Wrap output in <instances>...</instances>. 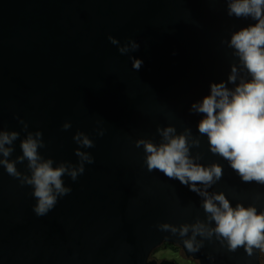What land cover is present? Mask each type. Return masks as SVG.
<instances>
[{
    "label": "water",
    "instance_id": "95a60500",
    "mask_svg": "<svg viewBox=\"0 0 264 264\" xmlns=\"http://www.w3.org/2000/svg\"><path fill=\"white\" fill-rule=\"evenodd\" d=\"M227 8L226 0H0V130L20 133L9 159L22 155L21 121L28 132H42L39 152L54 166H78L77 132L94 142L82 149L94 163L76 181L63 177L72 191L42 217L33 211L32 186L0 166V264H177L151 259L164 243L180 245L199 264H261L258 250L229 251L213 236L191 253L183 246L191 231H161L163 223L207 222L203 198L149 172L136 147L139 139L160 143L158 128H190L201 141L191 154L223 166L209 193L264 211V185L242 182L212 154L198 132L202 114L190 111L239 64L228 46L239 23ZM253 22L241 17L240 24ZM109 36L140 47L121 55ZM131 57L143 61L139 70ZM17 168L28 173L27 161Z\"/></svg>",
    "mask_w": 264,
    "mask_h": 264
},
{
    "label": "clouds",
    "instance_id": "9594fccd",
    "mask_svg": "<svg viewBox=\"0 0 264 264\" xmlns=\"http://www.w3.org/2000/svg\"><path fill=\"white\" fill-rule=\"evenodd\" d=\"M226 2L229 16L251 17L256 23L232 33L228 46L234 50L239 64L231 66L226 81L211 83L210 93L194 102L190 111L202 114L198 132L200 136L207 137L210 152L228 161L242 182L264 185V0ZM108 39L112 45L119 46L121 55L135 52L140 47L135 39L122 46L119 39L113 36ZM131 59L133 68L139 70L143 61L135 57ZM21 123L27 135L21 140L22 155L16 160L9 157L20 133L0 130V166L21 185L32 186L37 201L33 211L42 217L55 208L59 197L72 191L65 186L63 177L67 175L76 181L85 172V163H94L93 156L82 150L94 147V142L85 133L77 132L73 139L80 146L75 152L79 158L78 166L65 162L54 166L53 159H45L39 152L44 147L42 132H28V125L23 121ZM70 128V122L63 125L64 130ZM157 132L161 137L158 144L151 139L136 141L137 148L143 147L147 170L159 171L169 179L189 186L190 191L203 198L202 207L207 214V222L197 220L179 227L163 223L159 225L160 230L178 233L181 237H187L191 231V236L183 240L188 252H198L203 247V240L215 236L221 243L226 241L229 251L235 252L244 247L247 255L252 256L254 250H258L262 264L264 211H258L255 206L246 207L243 203L233 206L223 192L209 193L208 190L222 178L223 166L219 163L205 166L198 162L201 159L199 154L195 157L191 154L192 147L199 148L201 141L192 135L190 128L177 133L174 126H167L158 128ZM99 135L103 136L104 132L100 131ZM25 161L28 173H22L17 168L18 163ZM198 236L202 238L199 241ZM166 244L170 243L163 245ZM173 245L183 250L180 245Z\"/></svg>",
    "mask_w": 264,
    "mask_h": 264
},
{
    "label": "rangeland",
    "instance_id": "374dc122",
    "mask_svg": "<svg viewBox=\"0 0 264 264\" xmlns=\"http://www.w3.org/2000/svg\"><path fill=\"white\" fill-rule=\"evenodd\" d=\"M152 259H174L178 264H199L191 258L186 257L185 253L181 248L174 249L171 247H166L164 245L160 246L151 256ZM193 261V262H192ZM262 264H264V253H262Z\"/></svg>",
    "mask_w": 264,
    "mask_h": 264
},
{
    "label": "bare ground",
    "instance_id": "6f19581e",
    "mask_svg": "<svg viewBox=\"0 0 264 264\" xmlns=\"http://www.w3.org/2000/svg\"><path fill=\"white\" fill-rule=\"evenodd\" d=\"M234 19L239 23V27H237L236 31L240 30V29L243 28V27H247L248 25H250V24H240V22H241V17H240V18H237V17L234 16ZM254 23H255V22H253V24H254ZM242 74H245V73L242 72ZM245 75H246V74H245ZM175 100H176V101H180L181 99H180L179 97L175 96Z\"/></svg>",
    "mask_w": 264,
    "mask_h": 264
},
{
    "label": "trees",
    "instance_id": "16d2710c",
    "mask_svg": "<svg viewBox=\"0 0 264 264\" xmlns=\"http://www.w3.org/2000/svg\"><path fill=\"white\" fill-rule=\"evenodd\" d=\"M168 247L174 248V249H178L179 246L173 245V244H166Z\"/></svg>",
    "mask_w": 264,
    "mask_h": 264
},
{
    "label": "flooded vegetation",
    "instance_id": "af4514ba",
    "mask_svg": "<svg viewBox=\"0 0 264 264\" xmlns=\"http://www.w3.org/2000/svg\"><path fill=\"white\" fill-rule=\"evenodd\" d=\"M164 246H166V245H164Z\"/></svg>",
    "mask_w": 264,
    "mask_h": 264
}]
</instances>
